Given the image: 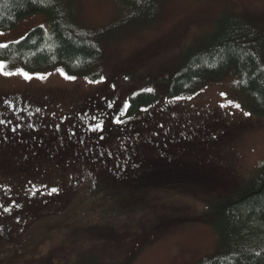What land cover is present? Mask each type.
Listing matches in <instances>:
<instances>
[{"label": "rangeland", "instance_id": "374dc122", "mask_svg": "<svg viewBox=\"0 0 264 264\" xmlns=\"http://www.w3.org/2000/svg\"><path fill=\"white\" fill-rule=\"evenodd\" d=\"M68 2L83 27L113 26L102 41L95 77L72 76L59 66L8 68L0 61V94L26 99L32 105L26 122L40 129L55 114L63 124L80 108L77 126L86 127L88 155L74 154L58 166L60 173L46 163L45 190L55 188L62 195L56 204L41 206V220L28 222L25 232L16 229L9 244H0V264H69L77 250L90 245L129 264H195L218 242L202 219L209 204L233 192L264 159V117L247 109L228 73L205 79L181 97H168L160 78L176 72L182 51L202 42L221 12L261 18L264 0H160L151 24L127 22L129 12L115 0ZM34 25L46 26L44 15L29 14L10 29H0V45L18 40ZM143 89L155 90L160 98L128 115L129 96ZM117 117L122 123H115ZM145 138L149 141L142 143ZM128 143L139 144V160L155 164L168 154L175 158L177 150L180 155L174 166L144 178L142 187L125 181L122 190L112 193L95 189V160L111 169L110 177L125 172L126 178L121 155ZM115 169L124 171L114 174Z\"/></svg>", "mask_w": 264, "mask_h": 264}, {"label": "trees", "instance_id": "16d2710c", "mask_svg": "<svg viewBox=\"0 0 264 264\" xmlns=\"http://www.w3.org/2000/svg\"><path fill=\"white\" fill-rule=\"evenodd\" d=\"M68 1L0 0L2 30L10 29L29 14L41 13L46 20V26L34 25L18 40L0 45V61L8 68L21 66L27 71L59 66L69 75L94 78L97 74L94 66L103 50L102 41L113 26L96 29L83 27L77 23L74 10L68 9ZM115 1L129 12L127 22L131 20L137 24H151L156 19L160 0ZM263 46L264 16L247 18L232 12H221L212 31L207 33L202 42L187 46L182 51L176 72L160 80L166 83L168 97H181L196 91L205 79H219L228 73L233 77L236 89L243 95L247 109L255 116L264 117ZM159 98L155 90H139L129 96L125 111L133 115L139 108ZM131 146V143L125 145V154L121 156L127 162L126 172L128 175L133 172V176L129 178L126 175L124 178L125 172L114 175L124 171L115 169L114 176L110 177L111 169L105 163L97 165L95 160V189L112 193L114 189L122 190L125 181H132L127 182L132 187L138 182L134 189L142 187L144 178L174 166L180 155L177 150L175 158L168 154L164 162L155 164L152 160H139L136 156L138 148L135 144ZM202 219L215 230L218 242L212 254L199 258L195 264H264V159L233 192L209 204ZM90 246L77 250L69 264L130 262L108 256L99 246Z\"/></svg>", "mask_w": 264, "mask_h": 264}, {"label": "flooded vegetation", "instance_id": "af4514ba", "mask_svg": "<svg viewBox=\"0 0 264 264\" xmlns=\"http://www.w3.org/2000/svg\"><path fill=\"white\" fill-rule=\"evenodd\" d=\"M31 107L23 97L7 99L0 94V244H9L10 234L16 229L25 232L29 228L28 222L41 220L42 205L59 201L62 194L58 192L53 193V197L44 195L51 193L44 187L49 176L46 163L52 172L54 166L66 165L74 154L80 153L79 157L83 158L88 155L84 146L87 135L83 130L86 127L82 125L78 129L77 126L81 119L80 108L73 112L72 119L62 121L63 124L55 120V114L46 125H42L43 131L39 128L41 126L26 122ZM148 141L145 138L142 143ZM139 144H135L138 149ZM78 145L84 150L78 149ZM67 173L66 170L64 174ZM56 181L61 183L59 178Z\"/></svg>", "mask_w": 264, "mask_h": 264}, {"label": "snow or ice", "instance_id": "6c2138e0", "mask_svg": "<svg viewBox=\"0 0 264 264\" xmlns=\"http://www.w3.org/2000/svg\"><path fill=\"white\" fill-rule=\"evenodd\" d=\"M2 67H3V65H0V68H2ZM7 74H9V73H5V75H7ZM24 75H25L26 77H29V78H30V76H29L28 73H24ZM103 79H104V78L102 77L100 82H103ZM108 106H109V107H114L113 104H109ZM126 106H127V105H125V107H126ZM235 107H236L237 109H239V108L241 107V105L236 104ZM244 114H245V115H250L249 113H244ZM0 123H2V122H0ZM115 123H116V124H120V123H122V121L117 117V118L115 119ZM96 127H97V128H100V125H96ZM55 192H57V189H55V188L51 189V193H55ZM5 211H7V209H5Z\"/></svg>", "mask_w": 264, "mask_h": 264}]
</instances>
